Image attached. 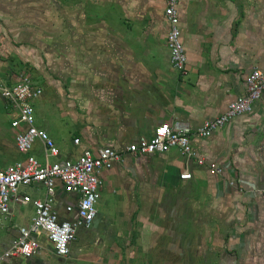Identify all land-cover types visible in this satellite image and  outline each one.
Returning a JSON list of instances; mask_svg holds the SVG:
<instances>
[{"label": "crops", "instance_id": "crops-1", "mask_svg": "<svg viewBox=\"0 0 264 264\" xmlns=\"http://www.w3.org/2000/svg\"><path fill=\"white\" fill-rule=\"evenodd\" d=\"M176 12L186 55L187 76L180 78L171 66L165 40L169 25L163 16V6L161 13H157L160 18L134 21L133 66L124 68V58L121 59V67L107 66L113 61L109 55L106 66L101 64L98 68H86L84 79L70 87V103L84 106L83 119L76 115L71 117L72 130L77 134L79 144L75 145L72 141L69 150H60L55 144L59 150L57 160H74L85 150L96 154L103 147L117 151L122 156V162L102 172L99 191V199L103 190L109 193L111 204L117 202L105 188L104 178L113 175L120 167L132 170L129 166L131 160L165 162L162 171L165 179L160 181L159 186L166 184L176 188L206 182L210 178L208 171L213 173L208 165L214 163L221 169L220 175L213 173L215 178L212 180L215 203L221 208H216L213 226L219 236L227 235L229 251L228 257L218 259L217 264H264V94L254 103L249 114L234 118L211 137H190L197 158L205 160L202 159L204 166H198L194 161L186 163L174 149L165 155L132 156L125 152V148L140 137H150L158 125L179 123L193 132L204 121L218 118L229 103L244 93L245 77L254 69L264 71V0H180ZM258 31L263 35L258 36ZM162 47L165 50L163 55L160 52ZM0 77L9 86L20 78ZM43 91L33 104L38 101L44 103ZM0 105L7 122L4 134L12 135L13 153L17 155L14 161L0 168L24 161L29 155L36 159V155L41 156L42 160H37L43 163L44 151L40 143L36 142L28 154L17 150L15 136L18 131L10 125L13 114L1 96ZM35 126L42 129L38 121H35ZM186 167L192 179L182 181L179 175ZM132 172L134 176H140V169L135 168ZM137 184L143 188L150 187L146 179H140ZM22 192L35 198L41 197L44 190L38 186L23 189ZM72 198L58 191L57 211L62 213L63 204ZM139 199L142 209L139 219H149L148 210L153 202L147 196ZM123 204L125 208L122 205L120 209H123L117 211L116 219L123 220L127 216L125 209L130 203L125 200ZM32 217L30 206H12L9 215H0V248H8L17 237L18 227L29 225ZM102 218L103 212H97L91 227L78 230L67 258L57 257L51 247L40 243L41 249L35 257L18 259L15 264H35L48 256L68 259L75 251L76 240H90L92 235L98 236L105 252L125 251L127 247L122 240L123 235L118 234L119 225L113 224L103 232H97ZM144 232L140 234L139 242L134 244L136 247L133 245V250H150L156 238L167 236L151 232V229ZM105 235L109 237L107 242H104ZM171 236L168 241L164 240L165 251L176 250ZM203 241L204 238L197 243V251H208L209 246L207 248ZM180 244V251L189 250L182 240ZM211 251L212 248L209 249ZM216 255L221 256L220 253ZM200 264H204L202 260Z\"/></svg>", "mask_w": 264, "mask_h": 264}, {"label": "rangeland", "instance_id": "rangeland-1", "mask_svg": "<svg viewBox=\"0 0 264 264\" xmlns=\"http://www.w3.org/2000/svg\"><path fill=\"white\" fill-rule=\"evenodd\" d=\"M163 1L0 0V75L26 77L42 87L45 101L33 104L35 121L60 150L71 146L77 137L72 130V115L83 119L84 113L82 104L70 103V87L84 79L86 68L106 66L109 55L113 61L107 66L121 67L124 58L122 66L131 68L133 22L160 18L157 13H161V6L164 8ZM263 34L257 32L258 36ZM164 51L162 47V55ZM6 126L0 105V166L17 158L13 153L12 135L4 134ZM36 157L42 160L41 156ZM129 166L132 170L140 169V176L120 167L104 178L105 188L117 203L111 204L109 193L103 190L96 205L97 212H103L97 232L119 225L118 234L123 235L127 249L105 252L98 236L91 234L90 240H76L70 258L48 256L46 261L37 260L35 264H200L201 260L204 264H214V261L217 264L218 259L228 257L227 235L219 236L213 226L216 208H221L215 203L213 173L208 171L210 178L206 182L189 183L182 188L166 184L162 187L159 183L165 179L162 173L165 162L131 160ZM140 179L149 181L150 187L137 184ZM144 196L151 198L153 204L148 210L150 218L140 220L142 209L138 203L139 197ZM125 200L130 203L125 209L127 216L116 219L117 211L123 209H120L122 205L125 208ZM149 229L167 236L156 238L150 250H133L140 234ZM170 234L176 247L173 252L163 249L164 240L168 241ZM103 238L107 242L109 237ZM202 238L206 247L212 248L211 252L196 250ZM180 240L189 250L180 251ZM40 243L50 247L44 240Z\"/></svg>", "mask_w": 264, "mask_h": 264}, {"label": "built area", "instance_id": "built-area-1", "mask_svg": "<svg viewBox=\"0 0 264 264\" xmlns=\"http://www.w3.org/2000/svg\"><path fill=\"white\" fill-rule=\"evenodd\" d=\"M179 2L164 0L163 16L169 25L165 40L171 66L180 78H185L188 74L187 61L176 12ZM244 85V93L229 103L221 116L204 121L195 131L191 132L188 126L179 123L161 124L153 129L150 137H140L129 144L125 152L132 156L165 155L174 149L186 163L194 161L198 166H204V161L197 158L191 146L190 137L207 139L234 118L249 114L254 103L264 94V71H251L245 77ZM41 95L42 89L26 77H20L11 86L0 77V96L13 114L11 127L18 131L15 136L17 150L28 154L38 142L43 148L45 160L40 163L29 155L24 161L0 168V215H9L12 206H30L33 209L29 225L18 227L17 237L9 247L0 248V264L32 259L41 249V239L50 245L57 257L67 258L78 230L91 227L96 218L102 172L122 162V156L109 147L99 149L96 154L85 150L74 160H57L59 150L55 143L45 130L35 126L33 102ZM73 143L78 145L79 139H74ZM208 169L221 174V169L214 163H210ZM179 179H192L187 167L180 173ZM38 186L44 190L41 197L34 198L22 192L23 189ZM58 191L73 197L63 204L62 213L55 208ZM262 195L264 200V190Z\"/></svg>", "mask_w": 264, "mask_h": 264}]
</instances>
